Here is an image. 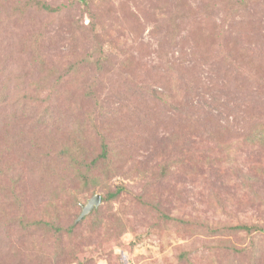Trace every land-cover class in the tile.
<instances>
[{
	"label": "rangeland",
	"instance_id": "obj_1",
	"mask_svg": "<svg viewBox=\"0 0 264 264\" xmlns=\"http://www.w3.org/2000/svg\"><path fill=\"white\" fill-rule=\"evenodd\" d=\"M257 122L264 0H0V264H264Z\"/></svg>",
	"mask_w": 264,
	"mask_h": 264
},
{
	"label": "trees",
	"instance_id": "obj_2",
	"mask_svg": "<svg viewBox=\"0 0 264 264\" xmlns=\"http://www.w3.org/2000/svg\"><path fill=\"white\" fill-rule=\"evenodd\" d=\"M41 7L48 9V10H52L51 7H49L48 5L44 4L41 2ZM25 100V99H23ZM30 101V100H27ZM26 106V105H25ZM32 110V109H31ZM30 114V113H29ZM33 116V115H29ZM246 135H248V138L251 137L252 138V142L256 145L262 146L264 145V122H257L254 125V128L250 127L247 132ZM103 149V155L105 156L107 153V144H105V142L103 143L102 146ZM245 178L247 179V181L249 182H255L257 181L255 177L252 176V174H244ZM261 176V179L264 180V169L260 170L259 174ZM124 188L119 186L117 187L116 192L113 193H108L106 196H104V200H111L113 198H115L117 195H119L121 192H123ZM227 229H231V230H245V231H251L252 229L256 230V231H260V232H264V228L259 227V226H254V227H250L247 225H237V226H231V227H227Z\"/></svg>",
	"mask_w": 264,
	"mask_h": 264
},
{
	"label": "water",
	"instance_id": "obj_3",
	"mask_svg": "<svg viewBox=\"0 0 264 264\" xmlns=\"http://www.w3.org/2000/svg\"><path fill=\"white\" fill-rule=\"evenodd\" d=\"M102 203L101 194H96L90 198L85 205L82 206V214L78 221H81L85 215L89 214L94 208L98 207Z\"/></svg>",
	"mask_w": 264,
	"mask_h": 264
}]
</instances>
